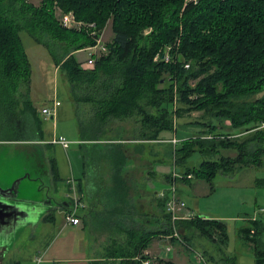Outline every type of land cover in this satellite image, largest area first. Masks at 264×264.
Here are the masks:
<instances>
[{
  "label": "trees",
  "instance_id": "trees-1",
  "mask_svg": "<svg viewBox=\"0 0 264 264\" xmlns=\"http://www.w3.org/2000/svg\"><path fill=\"white\" fill-rule=\"evenodd\" d=\"M58 11L73 13L82 28L61 25ZM110 22L113 38L106 52L94 56L93 69H85L75 53L95 47ZM23 29L48 49L69 82L74 103L89 108L91 128L134 120L143 140L172 146L177 166L201 154L203 161L184 168L181 180L212 182L219 174L263 164L264 0H41L39 6L0 0V109L10 113L19 105L18 93L30 92L32 68ZM166 53L169 61L163 59ZM23 105L30 109V102ZM193 112L209 118L196 123L203 132L177 146L160 138L176 130L175 119ZM51 172L57 178L55 163ZM168 196L159 199L160 212L152 220L143 216L116 223L122 238L113 239L105 260L91 264L149 263L146 251L153 240L173 235ZM124 208L130 216L132 208ZM176 227L186 247L194 231L223 247L228 244L227 226L220 220L195 216ZM240 235L252 246L253 264H264V221L249 220ZM155 264L174 263L157 259Z\"/></svg>",
  "mask_w": 264,
  "mask_h": 264
},
{
  "label": "rangeland",
  "instance_id": "rangeland-1",
  "mask_svg": "<svg viewBox=\"0 0 264 264\" xmlns=\"http://www.w3.org/2000/svg\"><path fill=\"white\" fill-rule=\"evenodd\" d=\"M40 1L29 0L35 6H39ZM20 35L31 63V85L30 92L25 91V96L21 97L18 93L19 105L12 112L16 113L14 116L9 111L0 109V178L14 180L13 183L20 181L21 196L19 198L27 202L25 209L30 217L25 222L18 217V220L13 222V227L17 228L13 245L5 253L1 264H71L68 263V259L74 255H81L83 244L87 243V240L92 241L93 247L98 249L107 236H103L100 229L94 232L91 228L85 232L74 228L63 230L66 223L64 213L54 208L41 218L39 212L44 206L42 202L48 200L51 204L53 201L54 205L65 201L71 202V198L74 197L73 187H76V183L72 184L70 181L81 179L85 170L84 164L90 165L89 159L92 152L95 153L96 161L100 164L103 162V158L98 157L101 155L98 151L104 149V146H94L84 140L97 138L100 141H106L124 138L128 135L130 128L116 125L114 120L105 123L103 129L91 128V121L87 114L89 108L86 105L74 103L69 82L56 68L48 49L36 42L26 29H23ZM112 38L110 22L98 40L99 48L104 47ZM99 48L95 50L98 51L97 54H99ZM89 54L90 51L81 50L75 53V58L78 62L84 63L89 59ZM27 101L30 102V109L25 111L23 104ZM55 102H59L60 106L57 107L53 119L47 118L42 111L44 108L53 109ZM208 120L209 118L201 112L185 114L182 118L175 119V131L162 132L160 138L176 139L180 143L184 139L203 132V128L196 123ZM184 125L186 127L183 128ZM189 126L190 128H187ZM228 131L229 129L221 130V132ZM60 138H65L69 142V148L64 149L61 145L54 143ZM42 141L43 144H37ZM35 142L36 144H30ZM146 147L158 152L157 156L148 154L144 157V161L152 163L150 166H153L152 171L156 176V179L145 183L148 197L151 195L155 197L156 194L164 191L169 194L171 185L166 183L167 177L175 173L182 176L181 172L185 170L184 168L198 167L203 161L201 154L195 153L188 159L185 167H180L175 164L172 146L166 142L153 148ZM54 163L59 179L53 174L50 175ZM73 172L75 177L72 175ZM55 178L58 180L55 181ZM38 179H43L44 182ZM263 180L264 156L261 166L238 168L229 175L219 174L212 182L194 177L189 181L179 179L176 183L177 196L186 205V209L179 212V216L194 215L224 222L228 230V244L223 247L220 243L211 242L194 231L191 233L192 241L189 247L177 239L173 245L170 242L164 246L154 245L155 242H153L150 248L159 249L161 245V248L165 249L169 246L171 250L166 253L171 258L163 260L172 259L174 264H196L194 252L204 254L207 264H253L255 255L252 246L244 241L240 230L248 224L249 220L264 221V213H259L260 209L264 210V186L259 185V181ZM77 193L80 197L78 190ZM128 200L131 201L130 198ZM28 201L32 204L29 205ZM34 207L36 211L33 212ZM28 222H30L29 225L26 224ZM92 225L94 230L96 223ZM178 233L183 240V232L178 229ZM66 241L69 244H75L72 245V249L68 245V250L57 256L52 255L54 252L52 250L50 252L52 256L44 258V252L52 243ZM59 258L64 261H60ZM150 259L151 261L147 264H155L157 261V258Z\"/></svg>",
  "mask_w": 264,
  "mask_h": 264
},
{
  "label": "crops",
  "instance_id": "crops-1",
  "mask_svg": "<svg viewBox=\"0 0 264 264\" xmlns=\"http://www.w3.org/2000/svg\"><path fill=\"white\" fill-rule=\"evenodd\" d=\"M114 121L116 125L122 127L126 126L128 129L130 128L127 135L128 137L108 139L106 141H89V144L92 143L94 146H104V149H99L98 151L101 153L98 157L100 159L103 158V162L100 164L96 161L94 158L95 153L92 152V156L90 155L89 159L90 165L86 166L84 164L85 170L81 179L70 181L72 184L76 183V189L80 194L85 208L79 211V218L81 220L80 225L73 226L65 223L63 227V230L66 228H74L81 232L89 231L90 228L93 232L100 229L102 230L103 236H107V239L98 249L93 247L92 241L87 240V243L83 244L82 254L77 256L74 255V257L68 259V263L71 264H91L97 260H105L106 255L110 253L113 239L122 238L116 231V223H120L127 219L138 222L141 221L143 216H147L152 220L153 217L159 215V199L163 194H166L164 191L156 194L155 197L152 195L148 197V192L145 191V183L148 180L156 179V176L152 171L153 166H150L152 163L144 161V157L148 156V154L155 156L158 154L157 151L155 152L153 149H148L146 146L153 148V146H157L165 141L143 140L137 135V125L134 120ZM188 128H190V126ZM122 132L124 133V131ZM30 144H36V142ZM37 144H43V141L37 142ZM50 175L52 176V173ZM72 175H75L74 172ZM27 177L29 178L30 176ZM57 178L59 179L58 176ZM38 180L44 182L43 179ZM54 180L57 181L56 178ZM165 181L167 184L169 183L168 177ZM13 182L14 180L9 181L8 178H0V186L3 189H9L14 184ZM123 197L128 201L125 202V204L124 201L122 202ZM128 198H130L131 201H129ZM42 205L44 206L39 212L41 218L44 217L46 213L50 212L51 209L57 208L60 213H64L65 215L71 208V202L66 201L62 204L55 205L53 201L51 204L42 202ZM125 205L126 208L127 206L132 208L130 216H128L124 208ZM14 221L15 219L11 211L10 215L5 213V216L2 217V221H0V264L3 262L5 253L8 252L13 245L15 230L17 229L13 227ZM29 223L30 222L26 224L29 225ZM93 223H96L94 230ZM10 227L12 229H10ZM153 242H155L154 245L161 244L164 246L168 245L169 242L173 245L177 241L170 240V236H160L154 239ZM52 244L44 252V258L51 257L52 255H60L63 251L68 250V245L71 246V249L75 245L69 244L67 241ZM160 248L153 250L149 247L146 254H148L150 258H171L164 249ZM52 250L54 252L51 255L50 252ZM59 260L64 261L62 258H59ZM170 260L172 261V259ZM40 262H42L41 259Z\"/></svg>",
  "mask_w": 264,
  "mask_h": 264
},
{
  "label": "built area",
  "instance_id": "built-area-1",
  "mask_svg": "<svg viewBox=\"0 0 264 264\" xmlns=\"http://www.w3.org/2000/svg\"><path fill=\"white\" fill-rule=\"evenodd\" d=\"M57 17H58L61 25H63L66 28L80 29L83 26L82 23H79L76 21L73 13L64 14L61 11H58ZM91 27H94V25H91ZM97 48H99V41L95 47H91V48L86 49L87 51H90V54H89V59L83 63V67L85 69L91 70L94 68V66H95L94 56L98 55L97 54L98 51L97 52L95 51V50H97ZM105 52H106L105 46L102 47L101 49L99 48V54L105 53ZM157 59H158V57L156 58V60ZM163 59H165L166 61H169L170 60L169 54L166 53L164 55ZM186 68H189V66L187 65ZM59 106H60V103L55 102L53 105V109L44 108L42 113L47 118L53 119L55 116V111H56L57 107H59ZM54 143L61 145L64 149L69 148V142L65 138H60V139L54 141ZM171 143L175 146H177L179 144V142L176 139H173L171 141ZM181 178H182V176H180V174H178V173L177 174L175 173L172 176V180L170 182L171 190L169 192L168 201L166 203V211L170 215V220H171V223L173 225V235L170 236V239L175 238V239H178V241H180V242H182L181 241L182 239L180 238V235L178 233V229L176 227L177 223L180 221H184V220H190V219H193L195 217L194 215H189L188 217L179 216V212L186 209L185 203L182 202L177 196L176 183ZM187 178L191 179L192 177L188 176ZM73 192H74V197L71 198V202H72L71 208L65 214V218H66V223L68 225L78 226L81 224V220L79 218V211L81 209H84L85 205L83 204L81 198L78 196L76 187H73ZM162 197H165V194H163ZM259 213H264V210L260 209ZM164 250L166 252H170L171 249H170V247H166ZM193 257H194V261L196 264H207L204 254L194 252Z\"/></svg>",
  "mask_w": 264,
  "mask_h": 264
},
{
  "label": "water",
  "instance_id": "water-1",
  "mask_svg": "<svg viewBox=\"0 0 264 264\" xmlns=\"http://www.w3.org/2000/svg\"><path fill=\"white\" fill-rule=\"evenodd\" d=\"M20 181L14 183V186L19 183ZM13 187L11 189H3L0 186V218L5 216V213H7L8 215H10V211L12 212V215L16 214V217L21 216L20 218L23 219V221H27L30 217L29 212L26 211V204L27 202L22 198H19V191H15V198L18 200H11V198L9 197L10 194L13 193ZM17 192V193H16ZM9 200L12 202L11 203H7L6 201ZM28 204H32L30 201H28ZM29 208V207H28ZM3 209H4V213H3ZM32 211H35V207L32 209ZM25 215V216H24ZM17 221V220H16Z\"/></svg>",
  "mask_w": 264,
  "mask_h": 264
},
{
  "label": "flooded vegetation",
  "instance_id": "flooded-vegetation-1",
  "mask_svg": "<svg viewBox=\"0 0 264 264\" xmlns=\"http://www.w3.org/2000/svg\"><path fill=\"white\" fill-rule=\"evenodd\" d=\"M14 186V184L9 188V189H11L12 187ZM19 191V197L21 196V194H20V183H17L16 185H15V187H13V193L12 194H10L9 195V197L11 198V200H18V199H16L15 198V191ZM17 193V192H16ZM8 202L7 203H11L12 204V202L11 201H9V200H7ZM45 202H48V200H46ZM13 216V218L15 219V221L16 220H18V216L16 217V214H14V215H12ZM25 216V215H24ZM21 216H19V218H20ZM0 221H2V218H0Z\"/></svg>",
  "mask_w": 264,
  "mask_h": 264
}]
</instances>
